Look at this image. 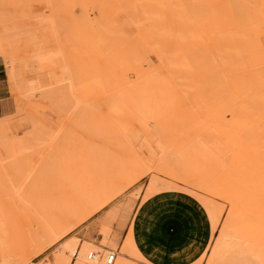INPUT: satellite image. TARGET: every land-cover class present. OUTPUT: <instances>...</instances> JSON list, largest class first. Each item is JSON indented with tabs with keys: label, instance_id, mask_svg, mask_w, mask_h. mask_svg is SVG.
<instances>
[{
	"label": "rangeland",
	"instance_id": "obj_1",
	"mask_svg": "<svg viewBox=\"0 0 264 264\" xmlns=\"http://www.w3.org/2000/svg\"><path fill=\"white\" fill-rule=\"evenodd\" d=\"M141 25L145 30H139ZM184 58L191 66L182 64ZM0 59L17 106L14 115L0 118L5 129L0 128V141L10 143L0 145V171H9L0 172V264H52L55 251L73 236L118 256L111 242L120 248L152 183L177 186L158 195L196 200L166 206L185 219L179 230L202 223L198 204L205 207L203 197L222 215L229 213V186L237 195L244 192L237 208L264 211L257 196L264 190V0H0ZM153 79L162 90L135 94L153 102L160 97L165 108L145 119L127 103L134 84L137 88L140 81ZM91 150L117 171L113 175L121 194L91 214L62 215L72 231L50 247L47 221L40 220L37 205L47 209V199L52 203L59 192L71 189L66 180L70 163L86 161ZM4 158L15 164H3ZM28 180L37 188L46 182L47 191L38 188V197L31 199L29 189L35 185ZM49 216L53 222L55 213Z\"/></svg>",
	"mask_w": 264,
	"mask_h": 264
},
{
	"label": "crops",
	"instance_id": "obj_2",
	"mask_svg": "<svg viewBox=\"0 0 264 264\" xmlns=\"http://www.w3.org/2000/svg\"><path fill=\"white\" fill-rule=\"evenodd\" d=\"M161 86L156 79L148 83L140 81L137 88L134 84L130 90L127 104L140 113L143 118H154L155 114H159L165 108L164 99L157 97L154 102L147 101L135 92L139 90L160 91ZM9 90L6 66L0 59V118L14 115L17 109L16 101L9 94ZM162 95L166 99L165 92ZM150 101L152 103H149ZM158 194L142 200L127 232L129 234L132 231L136 252L142 261L121 255L120 252L117 258L121 256L135 264H264V227L255 224H242L222 232L221 228L228 213L227 210L222 215L220 225L218 224L214 229L208 209L205 205L203 207L197 202L204 215L202 223L194 229L195 231L193 229L190 231L179 230L177 225L185 219H179L174 212H169L166 206L183 205L188 200L196 204V200L183 194ZM113 211V209L107 211L101 222L107 219L105 216L108 213ZM171 229L177 231L173 233ZM128 234L120 248L117 247V242H111L110 246L121 251ZM157 238H161V240ZM101 248L104 249V247Z\"/></svg>",
	"mask_w": 264,
	"mask_h": 264
},
{
	"label": "bare ground",
	"instance_id": "obj_3",
	"mask_svg": "<svg viewBox=\"0 0 264 264\" xmlns=\"http://www.w3.org/2000/svg\"><path fill=\"white\" fill-rule=\"evenodd\" d=\"M116 2V1H115ZM117 3V2H116ZM120 3V2H119ZM123 5V4H122ZM117 6H118V4H117ZM118 7H120V6H118ZM133 7V6H132ZM112 8V7H111ZM123 9H125L124 7H122ZM127 8H129L128 7V4H127ZM109 9V8H108ZM107 9V10H108ZM118 9V8H117ZM116 9V10H117ZM110 10V9H109ZM126 11V10H125ZM128 12V10L125 12V13H127ZM135 14V18H139V17H136V15L138 16V12L136 11V12H134ZM128 14V13H127ZM107 15V14H106ZM100 18V17H99ZM240 18V17H239ZM134 21H135V19H134ZM137 21V20H136ZM135 21V22H136ZM140 21V20H139ZM139 21H137V22H139ZM140 23V22H139ZM139 23H138V25H139ZM194 23V22H193ZM140 24H142V21H141V23ZM135 25H137V24H135ZM158 25V24H157ZM158 26H160V25H158ZM138 27V26H137ZM143 26L141 25L140 27H138L139 28V30L141 29H143L142 28ZM224 29V28H223ZM143 30H145V29H143ZM100 32V31H99ZM141 32V31H140ZM105 33V32H104ZM103 36V35H102ZM204 36V35H203ZM207 37V36H206ZM82 42V41H81ZM87 42V41H86ZM85 41H84V43L85 44H87ZM91 42V41H90ZM97 43V42H96ZM92 44H94V41H92ZM137 44V43H136ZM177 44V43H176ZM98 48V47H97ZM123 48V47H122ZM94 50H95V47H94ZM211 51V50H210ZM98 53V52H97ZM100 53V52H99ZM117 53V52H116ZM101 54V53H100ZM102 54H104V53H102ZM134 54V53H133ZM108 56L109 55H111L112 56V53L111 54H107ZM120 55H122V54H120ZM118 56V55H117ZM116 56V57H117ZM134 56V55H133ZM132 55H129V58H132L133 57ZM200 56V55H199ZM105 57V56H104ZM113 57V56H112ZM128 57V56H127ZM119 58V57H118ZM117 58V59H118ZM134 59H135V57H133ZM132 58V59H133ZM159 58H160V55H159ZM162 58V57H161ZM176 58V57H175ZM188 58V57H187ZM81 59V58H80ZM110 59V58H109ZM105 60V59H104ZM183 60H185V58L183 59ZM182 60V61H183ZM188 60V59H187ZM109 61V60H108ZM174 61V60H173ZM189 61V60H188ZM112 62H114L113 60H112ZM111 62V63H112ZM116 62H117V60H116ZM170 62V61H169ZM172 62V61H171ZM180 62V61H179ZM179 62H176L177 63V65H179L180 66V64H178ZM187 61L185 60V62L184 63H182V64H185L184 66H188V64L189 63H192V62H189V63H186ZM104 63H106V62H104ZM118 63V62H117ZM194 63V62H193ZM119 64V63H118ZM117 64V65H118ZM161 64H163V62L161 63ZM164 64H165V62H164ZM172 64V63H171ZM190 66H191V64H189ZM113 66V67H112ZM112 66H110V68L112 67V68H114L115 66L114 65H112ZM170 66V65H169ZM178 66V67H179ZM182 66V65H181ZM183 66V67H184ZM198 66V65H197ZM107 67H108V65H107ZM117 67V66H116ZM171 67V66H170ZM102 68V67H101ZM182 68V67H181ZM115 69V68H114ZM100 70V69H99ZM106 70V69H105ZM110 70V69H109ZM116 70V69H115ZM96 71H98V70H96ZM111 71H112V69H111ZM119 71V70H118ZM105 72V71H104ZM99 73V72H98ZM98 73H97V75H98ZM113 73H115V72H113ZM118 74H120L119 72H117ZM100 74V73H99ZM117 74V75H118ZM104 75V74H103ZM116 75V74H115ZM115 75H113V76H115ZM116 75V76H117ZM102 76V75H101ZM111 76V75H110ZM113 76H112V78H113ZM119 76V75H118ZM121 76V75H120ZM18 78H19V76H18ZM119 78V77H118ZM123 78V77H122ZM82 79V78H81ZM125 79V78H124ZM29 92V91H28ZM68 92V91H67ZM23 93V92H22ZM52 93V92H51ZM24 94V93H23ZM34 94V93H33ZM32 94V95H33ZM25 96H26V94H25ZM30 96V95H29ZM39 96V95H38ZM40 97H42V96H40ZM216 112V111H215ZM238 112H240V111H238ZM243 112V111H242ZM242 114V113H241ZM241 117V116H240ZM8 118V117H7ZM13 118V117H12ZM6 119V118H5ZM1 120H3L2 118H1ZM1 120H0V124H3V122L1 123ZM7 120V119H6ZM8 120H10V119H8ZM7 122V121H6ZM13 124V123H12ZM30 124H32V123H30ZM34 124V123H33ZM1 126V125H0ZM3 127L4 126H1L0 128L2 129H0L1 131H3V130H5V129H3ZM15 126H13V128H14ZM12 128V127H11ZM13 128H12V130H13ZM17 128V127H16ZM18 129V128H17ZM4 132V131H3ZM3 132H1V133H3ZM9 132V131H8ZM29 132V131H28ZM37 132V131H36ZM35 132V133H36ZM6 133V132H5ZM10 134H11V132H9ZM8 133V134H9ZM39 133V132H38ZM37 133V134H38ZM64 133V132H63ZM9 134V135H10ZM24 134V133H23ZM1 135H4V134H0V137H2ZM5 136H6V134H5ZM33 136V135H32ZM39 136V135H38ZM55 136V135H54ZM4 137V136H3ZM42 137V136H41ZM45 137V136H44ZM15 138V137H14ZM38 138V137H37ZM4 139V138H3ZM5 139H8V138H5ZM5 139H4V142H6L5 141ZM11 139H13V137L11 138ZM11 139H9V142L11 141ZM41 139V138H40ZM66 139V138H65ZM70 139H72V138H70ZM52 140V139H51ZM1 141H2V139H1ZM1 141H0V145H3L4 146V144H6L5 145V147L6 146H9L10 145V143H9V145L7 144V142L6 143H4V144H2L1 143ZM53 141H54V139H53ZM39 142V141H38ZM45 142V141H44ZM68 142V141H67ZM72 142V141H71ZM78 142V141H77ZM72 143H75V142H72ZM69 144V143H68ZM84 144V143H83ZM51 145V144H50ZM75 145H76V143H75ZM74 145V146H75ZM3 146H0V147H3ZM80 145L78 144V146L77 147H79ZM83 146V145H82ZM5 147H4V149H5ZM73 147V146H72ZM72 147L70 148L71 150H72ZM85 147H86V145H85ZM57 148V147H56ZM76 148V147H75ZM84 147H81L80 149H83ZM87 148V147H86ZM90 148V147H89ZM55 149V148H54ZM58 149V148H57ZM65 149V148H64ZM67 149V148H66ZM88 149V148H87ZM90 149H92V148H90ZM7 150V149H6ZM77 150H78V148H77ZM76 150V151H77ZM85 150V149H84ZM10 151H11V149H10ZM10 151H8V152H10ZM64 151V150H63ZM73 151V150H72ZM83 151V150H82ZM1 152V151H0ZM3 152V151H2ZM1 152V153H2ZM66 152V151H65ZM69 152V151H68ZM78 153L79 152H81L80 150L79 151H77ZM76 152V153H77ZM0 153V154H1ZM4 153H5V151H4ZM7 153V152H6ZM5 153V154H6ZM11 153V152H10ZM55 153H56V151H55ZM74 153V152H73ZM86 153V151L84 152H82V154H81V156L83 155V154H85ZM88 153V152H87ZM90 153V152H89ZM88 153V154H89ZM93 153V155L91 156V155H88V156H86V158L87 157H89V159H86V158H84V159H86V161L84 160V161H81V162H78V163H75L76 161L75 160H77V159H79V158H75V157H77V155L75 154V159H73L75 162H73L72 161V159L71 158H73V157H71V155L69 156V159H71V165H70V170L67 172V173H69L70 172V181H68V179H66L67 180V182H70V184H69V187L71 188V189H65L64 191H61V192H59L58 193V197L59 198H57L56 199V201L55 200H53L54 202H52L51 203V201L49 200V199H47L46 198V196H45V198L47 199V201H49V203H47V209H42L46 204H44V203H42V200H39L40 201V203H42L44 206H42L41 204H39V205H37V206H39V208H40V210H37V208L36 207H33V208H36V210L38 211V213H40L41 214V217H40V220L41 221H44V220H46L47 221V225H46V228H45V230H46V232H47V237H48V239L50 240L49 241V244H48V246H52L54 243H56L59 239H61L64 235H67L70 231H72V227L70 226V227H68V228H66L65 226H67V223H64L65 221H63V219L61 218L62 217V215H66V216H68V215H74V214H77L78 212L80 213H87V214H91L92 212H95V211H99V210H102V209H104L105 207H107L114 199H116L120 194H121V191H122V189L120 190V189H117L116 188V186H115V183H116V178H115V176L113 175V173H117V171L116 172H113L112 171V169L111 168H109L108 166H106L105 164H104V162H103V157H105L104 155H97V154H100V153H97V152H93L92 150H91V154ZM96 153V154H95ZM57 154V153H56ZM239 154H240V152H239ZM7 155V154H6ZM65 155H66V153H65ZM95 155H97V156H95ZM73 156V155H72ZM71 157V158H70ZM84 157V156H83ZM11 158H12V156H11ZM60 158V157H59ZM8 159V158H7ZM7 159H5L4 158V160H6V163H3V164H7ZM13 159V158H12ZM12 159H9V161H11L12 162ZM49 159V158H48ZM66 159V158H65ZM64 159V160H65ZM68 159V158H67ZM14 160V159H13ZM60 160H61V158H60ZM62 160H63V158H62ZM82 160V159H81ZM3 161V160H2ZM15 161V160H14ZM32 161H33V159H32ZM48 161H50V160H48ZM80 161V160H79ZM11 162L9 163L8 162V164H7V166L8 165H10L11 164ZM16 163H17V160L15 161ZM30 162V161H29ZM60 162H62V161H60ZM65 162L67 163L68 162V160H65ZM70 162V161H69ZM12 163H14V162H12ZM19 163H20V161H19ZM28 163V162H27ZM32 163V162H31ZM48 163V162H47ZM50 163V162H49ZM59 163V162H58ZM0 164H2V163H0ZM15 164V163H14ZM23 163H21V165H22ZM61 165H62V163H60ZM12 165V164H11ZM18 166H19V164H17ZM17 165H15L14 167H17ZM25 165V164H24ZM31 165V164H30ZM54 165V164H53ZM13 166V165H12ZM11 166V167H12ZM27 166H28V164H27ZM49 166H51V165H49ZM0 167H2V165H0ZM14 167H12V168H14ZM29 167V166H28ZM56 167H57V164H56ZM55 167V168H56ZM58 167H60V168H62V167H64L65 168V166L63 165V166H58ZM67 167V166H66ZM69 167V166H68ZM26 168V167H25ZM35 168H36V166H35ZM60 168H59V170H58V168H57V170L58 171H62V170H60ZM17 169H19V170H21V169H23L21 166H19V167H17ZM30 169V168H29ZM66 169V168H65ZM1 170H3L2 168H1ZM8 170H10V169H8ZM13 170V169H12ZM19 170H16V168H15V170H13V172L15 171V174L17 175V171L19 172ZM24 170V169H23ZM34 170V169H33ZM40 170V169H39ZM39 170H37V172L39 171ZM47 170V169H46ZM50 170V169H49ZM53 170V169H52ZM56 170V169H55ZM4 171V170H3ZM35 171V170H34ZM44 171V170H43ZM58 171L57 172H55V173H57L58 175H59V173H58ZM64 171H66V170H64ZM1 173H3V175H5V173H9V171H5V172H2V171H0ZM7 173V174H8ZM20 174H21V172H19ZM53 173V172H52ZM67 173H65V174H67ZM12 174V173H11ZM19 174V175H20ZM35 174V173H34ZM64 175L63 173H60V175ZM2 175V174H1ZM24 175V174H23ZM22 175V176H23ZM46 175H48V174H46ZM53 175H55V174H53ZM51 173H50V175H48V177L50 176H53ZM62 175L61 176H59V178H62ZM7 176V175H6ZM22 176H18L19 178H21L22 179ZM33 176V175H32ZM66 176H68V175H66ZM5 177V176H4ZM3 177V178H4ZM8 177V176H7ZM36 177V176H35ZM54 177V176H53ZM56 177H58V176H56ZM55 177V178H56ZM64 177V176H63ZM2 178V177H1ZM11 178V177H10ZM13 178V177H12ZM31 178V177H30ZM43 178V177H42ZM40 179L41 181H43L44 179ZM44 178H45V176H44ZM52 178V177H51ZM68 178V177H67ZM32 179H36V178H32ZM47 179H49V181H50V178H47ZM46 179V180H47ZM53 179V178H52ZM57 179V178H56ZM63 179V178H62ZM3 180H5V179H3ZM7 180V179H6ZM24 180V179H23ZM36 180H38V176H37V179ZM35 180V181H36ZM57 180H59V179H57ZM65 180V181H66ZM8 181V180H7ZM11 181V180H10ZM15 181V180H14ZM16 181H18V180H16ZM27 181V180H26ZM29 181V180H28ZM39 181V180H38ZM53 181V180H52ZM56 181V180H55ZM5 182V181H4ZM9 182V181H8ZM30 182V184H31V181H29ZM34 182V181H33ZM59 182V181H58ZM132 182V181H131ZM2 183V182H1ZM0 183V184H1ZM25 183V182H24ZM35 183V182H34ZM34 183H32L33 185H35ZM38 183V182H37ZM48 183H50V182H48ZM53 183V182H52ZM63 183V182H62ZM5 185H6V183H4ZM7 184H9V183H7ZM27 184H29V183H27ZM31 184V185H32ZM39 184H40V181H39ZM39 184H38V186H39ZM42 185H45V186H47V183L46 182H44V184L43 183H41ZM58 184V183H57ZM60 184H61V181H60ZM3 185V184H2ZM42 185L40 186V187H38L39 188V190L41 189V188H43V190L45 189V186L44 187H42ZM49 185V184H48ZM185 185V184H184ZM187 185V184H186ZM189 185V184H188ZM10 186V185H9ZM60 186H62V185H60ZM64 186V185H63ZM66 186H68V183H67V185H65V187ZM195 186H197V185H195ZM2 187H4V186H2ZM7 187H8V185H7ZM29 187H31V186H29ZM33 187V189L32 188H30L29 190H31V195H30V198L32 199L33 197H35V196H37V195H35L36 194V192L38 193V188L36 187V185L35 186H32ZM189 187H194V186H191V185H189ZM11 188V187H10ZM58 188V187H57ZM61 188V187H60ZM175 188H177V186H175L174 184H172V183H169V184H162L161 185V187H159L158 185H156V184H154V183H152L149 187H148V189H147V192H146V196L144 197V198H148V197H151V196H153V195H155V194H157V193H159V192H161V191H164V190H170V189H175ZM197 188H198V186H197ZM201 187L199 186V188L198 189H200ZM237 188V187H236ZM15 188H13V190H14ZM195 189V188H194ZM233 186L231 187V186H229L228 188H227V190H226V193H225V196H226V200H228V202H229V204H231V209H230V211H229V213H228V215H227V217H226V219L224 220V222H223V224H222V228H221V231L222 232H224L225 230H227V229H229V228H231V227H233V226H238V225H242V224H258V225H262V226H264V211L263 210H261V209H263L262 207H261V205L263 204H261V205H259V204H256L257 205V207H261V209L260 208H258V211L257 210H242V209H239V208H237V205L235 204V203H237V201H239L240 202V199L243 197V198H245L243 195H241V194H243L244 192H240L239 194L241 195V198L239 197L240 195L238 194H235V192H237L238 193V191H235V190H233V191H235L234 193H233ZM244 189V188H243ZM12 190V191H13ZM21 190V189H20ZM19 190V191H20ZM23 190H25V189H23ZM37 190V191H36ZM60 190V189H59ZM186 191H189L188 189H185ZM230 190L232 191V192H230ZM245 190V189H244ZM243 190V191H244ZM252 193L253 194H255V195H257L256 193L258 192V193H260L261 195H262V191H264L263 189H260L261 191L259 192V191H257L256 193L254 192V190H255V188L253 189L252 188ZM259 190V189H258ZM12 191H11V194L13 195V193H12ZM18 191V192H19ZM45 191H47L46 189H45ZM68 191L70 192V194L68 193ZM200 191H202V189L200 190ZM239 191H241V190H239ZM256 191V190H255ZM18 192H16V194H15V192H14V194L15 195H18L19 196V198L21 199L20 201H22L23 202V200H25L24 199V197H22V195L19 193V194H17ZM24 191H21V193H23ZM140 192V191H139ZM190 192V191H189ZM195 192H196V190H195ZM262 192V193H261ZM47 193V192H46ZM233 193V194H232ZM251 193V192H250ZM252 193L250 194L251 196H252ZM42 194H44V193H42ZM259 194V195H260ZM264 194V193H263ZM247 194H245V196H246ZM259 195H257L260 199L262 198V197H260ZM247 196H249V193H248V195ZM256 196V197H257ZM262 196H264V195H262ZM17 196H14V198H16ZM38 197V196H37ZM41 197H44V196H42L41 195ZM198 197V196H197ZM201 197V196H200ZM254 199L256 198V197H254V196H252ZM39 198H40V196H39ZM49 198V197H48ZM52 198V197H51ZM50 198V199H51ZM17 199V198H16ZM28 199H29V197H28ZM31 199H29V200H31ZM35 199H36V197H35ZM41 199V198H40ZM45 199V200H46ZM55 199V198H54ZM201 199V198H200ZM206 199V198H205ZM204 199V197H203V199H201V202H203L204 203V205L206 206V208L208 209V212L210 213V215H211V218H212V221H213V226H214V229H216L217 228V226H218V224H219V222H220V220H221V218H222V214L216 209V208H214L213 207V204H212V202H210L211 200H205ZM251 199V198H250ZM257 199V198H256ZM259 199V203L262 201V202H264L262 199L260 200ZM243 200V199H242ZM258 200V199H257ZM18 201H19V199H18ZM33 201V200H32ZM32 201H30V202H32ZM38 201V200H37ZM44 201V200H43ZM35 202V201H34ZM33 202V203H34ZM242 202V201H241ZM24 204H25V201H24ZM35 204H37V203H34V205ZM41 205V206H40ZM255 205V204H254ZM259 205V206H258ZM36 206V205H35ZM45 208V207H44ZM55 213V217L53 218V222H51L49 219H50V216L49 215H53ZM57 216V217H56ZM52 219V218H51ZM55 219H57L56 221H55ZM70 220H71V218H70ZM64 224H66V225H64ZM220 225V224H219ZM36 236V235H35ZM35 236H33L34 238H35ZM37 237V236H36ZM39 240V239H38ZM34 241V240H33ZM37 241V240H36ZM60 241V240H59ZM58 241V242H59ZM37 243H39V242H37ZM82 244V245H81ZM102 244V243H101ZM45 245H47V243H45ZM79 245H81V249L79 250ZM50 246V247H51ZM104 246V245H103ZM105 247V246H104ZM44 248H46V247H44ZM77 250H78V252H77ZM120 252V254L121 255H125V256H128V257H130V258H132V259H135V260H141V258L139 257V255H138V253L136 252V248H135V245H134V241H133V237H132V231H130L129 232V234H128V236H127V238H126V240H125V242H124V244H123V246H122V248H121V251H119ZM110 255H111V252H108V251H106V250H104V249H102L101 247H98V246H96V245H93V244H91L90 242H88V241H84V242H81V240L78 238V237H70L67 241H65L64 243H62L61 245H60V247H58V249L55 251V253H54V263H52V264H71V262L73 261V257H76V261L74 262V264H108V259H109V257H110ZM114 264H135V263H133L132 261H130V260H127V259H125L124 257H118L117 259H116V261H115V263Z\"/></svg>",
	"mask_w": 264,
	"mask_h": 264
},
{
	"label": "built area",
	"instance_id": "obj_4",
	"mask_svg": "<svg viewBox=\"0 0 264 264\" xmlns=\"http://www.w3.org/2000/svg\"><path fill=\"white\" fill-rule=\"evenodd\" d=\"M117 259V255L115 252H111V255L108 259V264H114Z\"/></svg>",
	"mask_w": 264,
	"mask_h": 264
}]
</instances>
